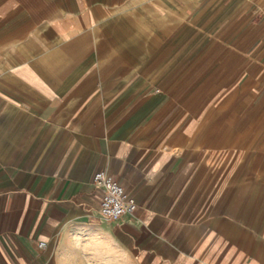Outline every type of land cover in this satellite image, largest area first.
Listing matches in <instances>:
<instances>
[{"label":"crops","instance_id":"0c3cea01","mask_svg":"<svg viewBox=\"0 0 264 264\" xmlns=\"http://www.w3.org/2000/svg\"><path fill=\"white\" fill-rule=\"evenodd\" d=\"M0 264H264V0H0Z\"/></svg>","mask_w":264,"mask_h":264},{"label":"built area","instance_id":"2783aa9c","mask_svg":"<svg viewBox=\"0 0 264 264\" xmlns=\"http://www.w3.org/2000/svg\"><path fill=\"white\" fill-rule=\"evenodd\" d=\"M92 184L99 196V215L103 220L117 221L125 214L136 210V203L129 197L122 185L105 172H97ZM43 248V244H39Z\"/></svg>","mask_w":264,"mask_h":264}]
</instances>
